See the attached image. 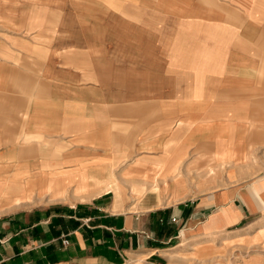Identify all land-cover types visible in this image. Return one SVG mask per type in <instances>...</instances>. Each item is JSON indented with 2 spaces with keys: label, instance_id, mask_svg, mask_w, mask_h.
I'll use <instances>...</instances> for the list:
<instances>
[{
  "label": "crops",
  "instance_id": "0c3cea01",
  "mask_svg": "<svg viewBox=\"0 0 264 264\" xmlns=\"http://www.w3.org/2000/svg\"><path fill=\"white\" fill-rule=\"evenodd\" d=\"M0 264H264V0H0Z\"/></svg>",
  "mask_w": 264,
  "mask_h": 264
},
{
  "label": "built area",
  "instance_id": "2783aa9c",
  "mask_svg": "<svg viewBox=\"0 0 264 264\" xmlns=\"http://www.w3.org/2000/svg\"><path fill=\"white\" fill-rule=\"evenodd\" d=\"M174 221H176V219H173Z\"/></svg>",
  "mask_w": 264,
  "mask_h": 264
}]
</instances>
